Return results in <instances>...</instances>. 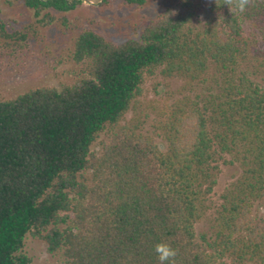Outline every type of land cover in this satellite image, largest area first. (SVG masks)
<instances>
[{"label":"trees","instance_id":"obj_1","mask_svg":"<svg viewBox=\"0 0 264 264\" xmlns=\"http://www.w3.org/2000/svg\"><path fill=\"white\" fill-rule=\"evenodd\" d=\"M14 1L35 18L82 3ZM28 43L0 21L1 61ZM72 59L71 82L0 96V264H32L28 236L63 264H159L161 242L174 264H264V0H180L139 40L83 30ZM157 72L183 83L142 115ZM221 162L241 173L213 208Z\"/></svg>","mask_w":264,"mask_h":264},{"label":"rangeland","instance_id":"obj_2","mask_svg":"<svg viewBox=\"0 0 264 264\" xmlns=\"http://www.w3.org/2000/svg\"><path fill=\"white\" fill-rule=\"evenodd\" d=\"M79 1L82 3L70 12L47 10L42 11L39 18H35L33 11L26 9L22 3L0 0V21L6 25L7 30L10 33L29 34L26 50L17 57L6 56L4 60H0V96L13 99L30 89L42 86L58 88L71 82L74 77L73 44L83 30L91 29L101 33L117 44L129 39L139 40L147 24L159 15L166 5L180 0H147L143 7L129 6L122 0H77L76 4ZM47 12L55 18L52 23L44 17ZM63 18L67 20L66 23ZM39 20L41 21L38 22ZM255 81L264 89V77H255ZM182 83L178 79L166 78L160 72L147 77L140 99V114L151 113L152 104L153 108H156L165 100L171 103L174 99L171 94L177 92ZM154 115L146 120L142 119L144 133L153 135ZM132 118L134 114L130 112L126 119L129 121ZM155 138L158 143L161 142ZM240 173L237 164L226 165L221 162L217 184L208 197V204L213 208L218 206L221 194ZM213 212L214 210L208 212L207 220L212 217ZM263 213L264 207L258 204L255 214ZM207 220L197 225L198 234L208 230ZM25 252L32 264H63L60 256L49 254L47 245L31 236L26 239Z\"/></svg>","mask_w":264,"mask_h":264},{"label":"clouds","instance_id":"obj_3","mask_svg":"<svg viewBox=\"0 0 264 264\" xmlns=\"http://www.w3.org/2000/svg\"><path fill=\"white\" fill-rule=\"evenodd\" d=\"M240 10H244V3L240 4ZM154 252L159 261V264H174V259L177 255L176 250L167 243H157L154 246Z\"/></svg>","mask_w":264,"mask_h":264}]
</instances>
